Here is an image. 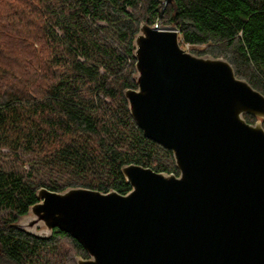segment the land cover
Instances as JSON below:
<instances>
[{
    "label": "trees",
    "instance_id": "obj_1",
    "mask_svg": "<svg viewBox=\"0 0 264 264\" xmlns=\"http://www.w3.org/2000/svg\"><path fill=\"white\" fill-rule=\"evenodd\" d=\"M0 0V264H77L71 234L18 225L46 187L126 194L122 166L179 174L132 117L140 24L174 27L264 94V0ZM196 46H204L202 49ZM249 122L255 116L245 114ZM264 125V124H263Z\"/></svg>",
    "mask_w": 264,
    "mask_h": 264
},
{
    "label": "water",
    "instance_id": "obj_2",
    "mask_svg": "<svg viewBox=\"0 0 264 264\" xmlns=\"http://www.w3.org/2000/svg\"><path fill=\"white\" fill-rule=\"evenodd\" d=\"M162 15L135 35L137 88L125 97L179 174L131 163L126 194L41 187L18 225L71 234L89 255L77 264H264V94L227 59L184 49Z\"/></svg>",
    "mask_w": 264,
    "mask_h": 264
},
{
    "label": "rangeland",
    "instance_id": "obj_3",
    "mask_svg": "<svg viewBox=\"0 0 264 264\" xmlns=\"http://www.w3.org/2000/svg\"><path fill=\"white\" fill-rule=\"evenodd\" d=\"M151 26H154V24L151 25ZM160 27H162V26H160ZM164 27H165V26H164ZM167 27L169 28L170 26H167ZM180 43H181V46H182L184 49H186V50L192 52V46H191L190 44H183V43H182L181 35H180ZM196 47L199 48V49H202L204 46H196ZM195 54H196V53H195ZM254 120H255V121H253L252 123H255L256 121H258V118L255 117ZM263 124H264V122H263ZM263 126H264V125H263ZM28 217H29V215L23 217V218L21 219V221H20L21 225H23L25 228H27V226H28V225H27V224H28V219H29ZM43 230H44V226H43V225L38 226V227H36V229H35V231L38 232V233H41ZM81 257H82V256H81Z\"/></svg>",
    "mask_w": 264,
    "mask_h": 264
}]
</instances>
